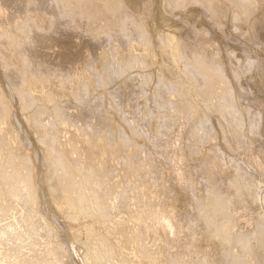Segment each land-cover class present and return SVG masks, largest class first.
Listing matches in <instances>:
<instances>
[{
	"label": "bare ground",
	"instance_id": "obj_1",
	"mask_svg": "<svg viewBox=\"0 0 264 264\" xmlns=\"http://www.w3.org/2000/svg\"><path fill=\"white\" fill-rule=\"evenodd\" d=\"M262 39L264 0H0V264H264Z\"/></svg>",
	"mask_w": 264,
	"mask_h": 264
},
{
	"label": "rangeland",
	"instance_id": "obj_2",
	"mask_svg": "<svg viewBox=\"0 0 264 264\" xmlns=\"http://www.w3.org/2000/svg\"><path fill=\"white\" fill-rule=\"evenodd\" d=\"M254 42H255L256 45H261V46L263 45V47H264V39H262V41H261V40H258V41L255 40ZM260 42H261V43H260ZM258 43H259V44H258ZM134 85H135V86H134ZM133 87H134V88H133ZM131 88L135 89V88H136V83H135V84H132V85H131ZM113 89H114V86H113ZM115 91L119 92V89L116 87V88H115ZM126 91H127V90H126ZM129 100H133V97H132V98L129 97ZM133 103H134V101L132 102V104H133ZM131 106H132V105H131ZM123 111H124V108H123ZM263 111H264V109H263Z\"/></svg>",
	"mask_w": 264,
	"mask_h": 264
}]
</instances>
